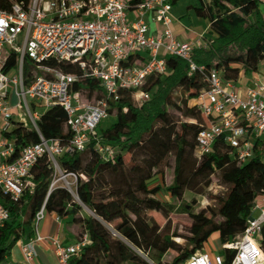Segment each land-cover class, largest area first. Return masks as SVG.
I'll return each instance as SVG.
<instances>
[{
  "label": "trees",
  "instance_id": "trees-1",
  "mask_svg": "<svg viewBox=\"0 0 264 264\" xmlns=\"http://www.w3.org/2000/svg\"><path fill=\"white\" fill-rule=\"evenodd\" d=\"M179 1L172 0L173 6ZM200 3L196 13L209 20V35L215 41L214 49H195V61L218 69L226 81H237L242 70L258 71L264 62V22L259 18V0ZM230 48L238 51L226 54ZM18 61L19 54L12 52L5 70L17 68ZM52 64L64 72L81 74L78 64ZM32 68L31 60L25 56V75H30ZM206 87L199 72L189 74L186 60L169 56L166 72L149 76L142 87L150 94L147 101L140 103L134 90H121L117 99L109 100V114L115 115L116 121L106 128L100 124L98 134L101 144L115 148L113 158L105 157L92 145L87 162V151L65 152L58 158L63 171L77 174L73 191L63 186L51 189L55 168L47 155L32 168L30 179L34 185L26 188L19 199L0 189V201L11 212V220L0 227V264L8 261L18 241L35 236V216L43 206L46 212L72 217L81 228L79 240L88 235L89 242L73 259L74 264H147L144 256L157 264H178L203 251L214 233H219L220 253L229 263L235 250L225 245L245 231L254 202L264 193V142L255 141L253 155L245 163L236 159L234 150L223 140L214 145L212 153L199 157L197 138L206 120L193 100ZM83 88L90 94L97 91L98 98L103 93L100 82L93 78H82L73 85L74 90ZM179 91L187 93L181 103L175 97ZM172 107L180 110L185 120L176 123L170 113ZM37 123L46 139L57 138L67 145L73 136L67 112L60 105L43 110ZM4 135L15 141L11 161L20 156L24 147L41 140L35 128L18 123ZM171 155L175 158L174 179L164 189L172 198H182L183 186L194 175L220 171L221 178L229 184L215 205L197 213L184 205L193 219L184 244L175 240L181 236L170 228L174 204L157 197L162 187L155 184L160 176L163 178ZM158 215L167 219L164 225ZM261 245L264 250V226ZM171 251L175 254L168 260L166 254Z\"/></svg>",
  "mask_w": 264,
  "mask_h": 264
},
{
  "label": "built area",
  "instance_id": "built-area-1",
  "mask_svg": "<svg viewBox=\"0 0 264 264\" xmlns=\"http://www.w3.org/2000/svg\"><path fill=\"white\" fill-rule=\"evenodd\" d=\"M174 20L172 0H143L136 5L131 0H0V189L19 199L34 185L31 170L44 155L65 179L66 173L78 178L62 170L58 158L65 152H85L92 145L113 158L115 148L101 144L98 134L101 121L109 115V100L117 99L121 90H134L140 103L147 101L150 94L142 87L149 76L166 72L169 56L186 60L189 74L199 72L207 83L193 100L206 120L197 138L198 156L212 153L214 145L223 140L240 163L247 162L255 141L264 142V72L252 71L251 85L237 88L218 69L194 59L195 49H212L215 39L202 33L196 40H181L173 29ZM161 50L167 55L160 54ZM12 52L19 54L18 67L6 71ZM25 56L33 66L30 75L24 73ZM52 61L78 64L81 74L64 72ZM82 78L100 82V98L97 91L90 94L88 89H73ZM29 99L35 101V109ZM54 104L68 115L73 136L67 145L57 138L46 139L38 127L42 111ZM15 123L35 128L41 140L24 147L11 161L15 141L4 133ZM55 186L53 181L51 189ZM45 214L43 206L35 216L36 235L23 243L27 264L36 256L35 245L46 240L38 233ZM10 220V210L0 201V227ZM263 226L264 193L255 200L245 231L225 245L235 250L229 263L224 254L203 250L178 264H264ZM88 242V235L71 245L55 239L58 264H74Z\"/></svg>",
  "mask_w": 264,
  "mask_h": 264
},
{
  "label": "rangeland",
  "instance_id": "rangeland-1",
  "mask_svg": "<svg viewBox=\"0 0 264 264\" xmlns=\"http://www.w3.org/2000/svg\"><path fill=\"white\" fill-rule=\"evenodd\" d=\"M201 5L200 0H180L176 5H174L173 13L178 18H180L184 25L186 27H190L193 29H203L205 27L204 24L200 22V16L197 15L195 7H199ZM200 17V18H199ZM203 18V17H202ZM205 19V18H203ZM206 22H208V19H205ZM23 36H21V42H19L20 45H22ZM214 49V48H212ZM238 50L236 48H230L226 54H232L236 53ZM143 53H145L143 51ZM160 54L167 55L164 50H161ZM260 71L264 72V63L260 66ZM244 71H242L241 77L243 76ZM253 72L247 73V78H251V75H253ZM241 82H238V86H241ZM87 96L89 94H86ZM98 96V93L96 94ZM12 99L14 98V95L12 94ZM176 99L179 103L182 102L187 97V93L184 91H179L175 95ZM98 98V97H97ZM93 101V99L91 98ZM29 102L32 105V109H35L34 104L35 101L33 99H29ZM39 111H42L43 108H40L39 106L36 107ZM170 113L176 123H179L181 120H185L186 117H184L181 114V111L177 108H171ZM116 121V116L109 114L103 120L101 121V127L106 128L109 127L112 123ZM90 152L87 151L84 154L85 162L89 160ZM130 156L127 154L125 156L126 162L129 161ZM167 166L164 168V175L163 178L160 176L159 180L155 183L161 186V191L157 194V197L166 201L171 202L174 204V209L170 213L169 218L171 220L170 228L172 231H177L178 234L181 237H176L175 240L181 244L185 243L184 236H188L190 234L189 229L192 224V217L188 211H186L184 208L185 204L189 205V209L192 212H200L201 210L207 208L210 205L217 204V199L221 196H224L225 192L229 188V184L226 183L222 178L220 171H216L214 173H209L206 176L202 175H194L191 176L188 180V183L183 186V195L180 199L172 198V196L169 194L168 191H166L164 188L168 187L170 184H172L174 179V167H175V158L174 156H169L167 159ZM66 179L64 178L61 171H55L54 172V181L56 182V186H63V187H73L76 182L77 178L73 174L66 173ZM207 182H209V185L206 186ZM85 210L89 213L91 211L85 207ZM257 215V214H256ZM159 222L161 224H165L166 218L162 215H158ZM207 245L209 247H216L214 250H217L218 247L221 246V241L217 240L214 243V239L210 238V240L207 242ZM175 254V251L168 252L166 254V259L171 260L172 256ZM147 261H150V259L147 256H144Z\"/></svg>",
  "mask_w": 264,
  "mask_h": 264
},
{
  "label": "crops",
  "instance_id": "crops-1",
  "mask_svg": "<svg viewBox=\"0 0 264 264\" xmlns=\"http://www.w3.org/2000/svg\"><path fill=\"white\" fill-rule=\"evenodd\" d=\"M260 2V15L259 18L262 22H264V0H259ZM174 9V6H173ZM174 15V13H173ZM174 22H173V29L181 40H196L199 34H208L209 35V28L210 22H206L205 19L202 17L200 18V22L205 25V27L201 29H193L190 27H186L183 21L174 15ZM244 71L243 76L235 81V85L239 89H245L249 85H251V78H247V73L249 71ZM260 71V69H259ZM238 82H241V86H238ZM2 118L0 117V130L2 126ZM88 151V150H86ZM85 151V152H86ZM81 232L80 225L74 221L72 217H60L56 213H49L46 212L43 219L40 220L38 223V233L44 237L46 240L40 241L35 245L36 256L32 260L31 264H58V255L56 251V245L54 240H59L65 245L75 244L79 241V235ZM36 235V233H35ZM211 238L214 239V243L217 240H220L219 233H214ZM27 241H18L12 249L11 255L8 258V261L4 264H27L25 261V254L23 251V243ZM216 247H209L206 244L204 248L205 251L210 253L220 252L222 248V244L217 250H214ZM147 264H157L156 262L150 260Z\"/></svg>",
  "mask_w": 264,
  "mask_h": 264
},
{
  "label": "water",
  "instance_id": "water-1",
  "mask_svg": "<svg viewBox=\"0 0 264 264\" xmlns=\"http://www.w3.org/2000/svg\"><path fill=\"white\" fill-rule=\"evenodd\" d=\"M87 208V207H86ZM88 209V208H87Z\"/></svg>",
  "mask_w": 264,
  "mask_h": 264
}]
</instances>
